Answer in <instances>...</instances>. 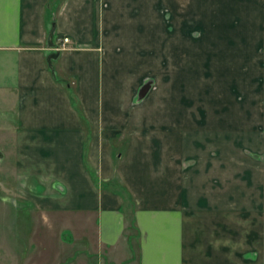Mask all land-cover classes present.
<instances>
[{
  "label": "crops",
  "instance_id": "crops-1",
  "mask_svg": "<svg viewBox=\"0 0 264 264\" xmlns=\"http://www.w3.org/2000/svg\"><path fill=\"white\" fill-rule=\"evenodd\" d=\"M257 100L264 0H0V144L34 214L0 264H247L262 205L200 192L194 145Z\"/></svg>",
  "mask_w": 264,
  "mask_h": 264
},
{
  "label": "rangeland",
  "instance_id": "rangeland-1",
  "mask_svg": "<svg viewBox=\"0 0 264 264\" xmlns=\"http://www.w3.org/2000/svg\"><path fill=\"white\" fill-rule=\"evenodd\" d=\"M230 102L234 103L235 110H239L240 97H234V101L232 99ZM262 109L264 105L262 107L260 100H257L251 112H247L246 126L216 129L217 131L209 128L208 134L200 132L198 146L194 145V151L201 157L194 161L197 162L196 169L194 168V183L197 181L200 192L202 186H205L207 195L216 199L224 193L223 186L231 187V191L226 194L231 193L232 199L235 195L236 197L239 195L248 203L262 205L261 217L252 218L253 222L260 223L262 238L258 239L257 247L254 246V240L248 238L245 253L247 264H264V111ZM238 113L239 111H236V114ZM115 144L116 149L120 150L124 142L117 141ZM8 149L9 144H0V237L7 234L10 238L6 243L21 245L22 250L28 253L27 233L22 230L25 224L21 223V217L26 215L27 218H31L30 215L34 214L28 206L15 208L22 198L20 195L25 194V184L23 179L16 175L13 159L4 153V150ZM203 155H206V159L202 158ZM213 186L215 189L219 186V189L215 191ZM248 211H251L249 205ZM9 215L11 219L6 221L5 218ZM250 220L251 218H248V221ZM28 226L26 231H30L32 224L28 223ZM44 242L49 244V241ZM43 249L45 248H36L33 253L36 254Z\"/></svg>",
  "mask_w": 264,
  "mask_h": 264
},
{
  "label": "built area",
  "instance_id": "built-area-1",
  "mask_svg": "<svg viewBox=\"0 0 264 264\" xmlns=\"http://www.w3.org/2000/svg\"><path fill=\"white\" fill-rule=\"evenodd\" d=\"M70 40L68 37H62L59 40V45L56 47L57 50L63 49Z\"/></svg>",
  "mask_w": 264,
  "mask_h": 264
},
{
  "label": "water",
  "instance_id": "water-1",
  "mask_svg": "<svg viewBox=\"0 0 264 264\" xmlns=\"http://www.w3.org/2000/svg\"><path fill=\"white\" fill-rule=\"evenodd\" d=\"M149 86H150V82L144 83V85L141 87L139 91V97H143L146 94V92L149 89Z\"/></svg>",
  "mask_w": 264,
  "mask_h": 264
},
{
  "label": "trees",
  "instance_id": "trees-1",
  "mask_svg": "<svg viewBox=\"0 0 264 264\" xmlns=\"http://www.w3.org/2000/svg\"><path fill=\"white\" fill-rule=\"evenodd\" d=\"M72 100L74 101V98L72 97Z\"/></svg>",
  "mask_w": 264,
  "mask_h": 264
}]
</instances>
